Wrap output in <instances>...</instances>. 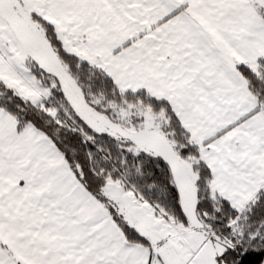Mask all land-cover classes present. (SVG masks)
<instances>
[{
  "label": "snow or ice",
  "instance_id": "snow-or-ice-1",
  "mask_svg": "<svg viewBox=\"0 0 264 264\" xmlns=\"http://www.w3.org/2000/svg\"><path fill=\"white\" fill-rule=\"evenodd\" d=\"M0 264H264V0H0Z\"/></svg>",
  "mask_w": 264,
  "mask_h": 264
}]
</instances>
